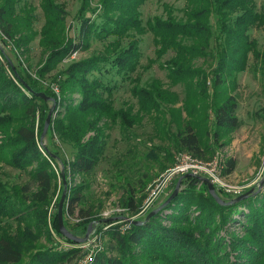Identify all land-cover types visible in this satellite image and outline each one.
<instances>
[{
	"label": "trees",
	"instance_id": "trees-1",
	"mask_svg": "<svg viewBox=\"0 0 264 264\" xmlns=\"http://www.w3.org/2000/svg\"><path fill=\"white\" fill-rule=\"evenodd\" d=\"M89 1L91 0H82L78 12V38L63 39L57 47H51L46 59L54 63L74 51L86 49L92 35L100 40L109 36L117 37L108 44L113 47L112 52L106 48L104 53L72 62L64 70V77L58 84L63 95L64 111L54 120L53 129L63 141L75 146L74 157L68 162L70 168L87 175L94 171L104 149V129L99 121L104 117L118 116L126 127L133 122L127 111L114 109L111 102L103 96L104 92H111V87L94 76V72L100 73L102 68L105 70L106 67L102 64L106 63H110L117 73L134 69L139 55L138 42L133 40L120 48L119 37L130 28H140L139 7L145 0H98L96 9L89 5ZM14 2L15 0H0V28L12 43L19 46L23 38H14L10 22ZM46 2L53 11L58 9L62 12L52 1ZM99 7L101 12L96 13ZM84 9L96 13V18L86 16ZM210 15L214 17L213 25L206 20ZM186 17L183 21L172 16L165 19L154 17L150 29L156 35L158 52L171 49L175 53L167 61L173 80L187 81V78L202 74L198 81L203 92L208 91L210 84L213 92L212 102L209 104L212 141L213 146L222 147L225 142L219 141L221 132L235 130L241 124L236 114L237 99L229 90L234 86L237 74L246 68L249 53L255 58L262 55L257 48V41L249 37L248 31L255 24L264 28V14L257 10L254 0H197ZM57 20L61 22L62 18L57 17ZM205 49L213 50L215 55V66L210 72L209 80L204 70L191 64L192 59L206 54ZM0 55L3 59L0 60V131L5 135L6 147L13 146V165L23 168L36 161L32 173L38 189L33 194L32 205H35L34 212H38L47 228L46 208L54 176L50 163L58 157L55 151L43 143L42 128L35 131L33 123L17 122L9 132L8 127L12 122L18 121V116L5 112L29 110L26 109L25 102L30 101L31 96H37V92L55 94L54 91L39 86L41 72L47 67L39 70L36 77L23 75L3 52ZM7 68L11 75L7 73ZM155 82L157 84L151 83L148 87L135 86L132 92L139 99H149V103L153 105L159 101L170 102L167 99L170 94ZM192 92L196 91L192 89ZM222 92L225 95L221 99H214L215 96L220 97ZM72 93L80 95L76 103L70 97ZM54 98L57 100L56 96ZM171 113V120L175 122V145L198 158H204L212 146H202L191 120H177L174 112ZM40 149L44 151L43 154ZM235 163L234 158H227L223 174L231 173ZM63 164L66 167L64 162ZM181 186L170 202L143 223L130 222L124 232L118 226L107 230L108 243L95 253L89 264H264V190L229 204L227 202L233 197L225 196L214 185L225 201L221 204L210 194L207 184L195 175L185 176ZM72 191L68 197L70 203L66 207V211L70 213H74L75 204L80 200V193ZM125 204L131 211L137 209L132 193L128 195ZM16 207L17 202L12 200L0 180V220L7 217L19 222L25 221L27 210ZM77 213L79 217L85 215L81 209ZM94 221L92 218L81 220L73 226L72 233L84 236L89 223ZM49 222L51 228L62 236L57 214L50 216ZM64 238L75 246L65 249H37L23 261L24 254L14 245L12 237L1 234L0 264H70L82 254V249L76 246L77 242Z\"/></svg>",
	"mask_w": 264,
	"mask_h": 264
},
{
	"label": "rangeland",
	"instance_id": "rangeland-1",
	"mask_svg": "<svg viewBox=\"0 0 264 264\" xmlns=\"http://www.w3.org/2000/svg\"><path fill=\"white\" fill-rule=\"evenodd\" d=\"M50 1L62 12L58 9V12L53 11L46 0H15L14 11L10 17L12 33L15 35L14 38L23 39L19 46L15 45L0 28V54L3 52L23 75L30 74L36 77L39 70L44 66L47 67L41 72L39 86L54 91V86L58 87L64 77V70L72 62L104 53L106 48L112 52L113 47L108 44L117 37L109 36L100 40L92 35L86 49L70 53L60 61L48 62L47 55L53 47L58 46L60 41L69 37L78 38L80 20L77 16L82 5V0ZM196 1L145 0L139 7L140 28H130L119 37L120 48L127 46L133 40L138 42L139 55L134 69L117 73L110 63H106L102 64L106 67L105 70L102 68L100 73L94 72V76H98L111 87V92H104L103 96L111 102L114 109L121 108L127 111L132 116L133 122L126 127L118 116L104 117L99 121L104 129L105 144L98 164L91 174H83L70 168L68 162L74 157L75 146L63 141L53 129L54 120L64 111L63 95L59 87L58 92H53L55 95H48L52 98L56 96L57 100L55 98L46 100L38 95L31 96L30 101H24L27 104L26 109L29 110L5 112L10 115L12 113L14 117L18 116V121L12 122L8 127L9 132L17 122L33 123L37 131L39 128L43 129L47 114L50 108L54 107L47 131L42 137L43 143L55 151L58 157L56 161L50 163L54 176L49 204L46 208L47 228L43 225L38 212H34L35 205H32L33 194L38 189L32 173L36 161L26 164L23 168L13 165L11 163L13 146L6 147L5 135L0 131V180L12 200L17 202L16 208L27 210L26 220L23 222L2 217L0 235L12 237L14 245L24 254L23 261L37 249L50 247L65 249L75 246L62 234V236L57 234L49 222V217L57 214L64 188L66 193L62 216L66 228L72 232L73 226L81 220L87 218L95 220L92 222L88 238L76 245L81 247L82 254L74 258L70 264H80L81 259L88 254H92L93 258L95 253L108 243L109 238L106 233L112 227L118 226L119 230L124 232L127 223L124 218L143 219L149 211L165 201L178 177L184 174L175 178L166 192L159 195L146 210L142 211L144 201L151 189L158 183H163L166 170L173 167L187 152L175 145L173 136L175 122L171 120V111L174 112L177 120L179 118L191 120L202 146L206 147L207 144L212 146L207 150L204 161L221 157L224 164L227 158L235 159L234 170L229 174H222L223 180L229 186L240 188L239 194L248 190H256V192L264 190V183L260 185L262 180L264 182V28L258 24L249 28V37L257 41V48L262 55L255 58L251 52L249 53L246 68L237 74L234 86L229 90L237 99L236 114L241 124L235 130L221 132L219 141L225 142L224 146H213L210 127L211 108H209L213 92L210 84L207 87L208 91L203 92L198 81L202 74L191 79L187 78V81L173 80L169 74L167 61L175 53L171 49L158 52L156 35L150 29L154 17L165 19L172 16L185 20ZM254 1L257 10L264 14V0ZM89 5L96 9L98 0L89 1ZM84 10L86 16L92 18H96V13L101 12L100 7L94 14L88 9ZM57 17L62 18V21L58 22ZM206 18L213 25V15ZM205 51V55L192 59L191 64L204 70L209 80L210 72L215 66V55L213 50L205 49ZM0 60L3 61L1 55ZM7 73L11 75L8 68ZM155 81L159 83L161 89H165L168 95L170 94L167 97L170 102L159 101L153 105L149 103V99H139L133 94V87H148L151 83L157 84ZM192 89L196 92H192ZM224 93L222 92L220 97L215 96L214 99H221ZM70 97L74 98L76 103L80 95L72 93ZM40 151L44 153L42 149ZM217 187L225 196L239 195L227 191L224 187ZM72 189L80 193V200L75 204L74 213L66 211L70 203L68 197L73 193ZM130 193L135 197L137 206L135 211H131L125 204ZM79 209L85 212L83 217L78 216Z\"/></svg>",
	"mask_w": 264,
	"mask_h": 264
},
{
	"label": "built area",
	"instance_id": "built-area-1",
	"mask_svg": "<svg viewBox=\"0 0 264 264\" xmlns=\"http://www.w3.org/2000/svg\"><path fill=\"white\" fill-rule=\"evenodd\" d=\"M54 91L58 92L57 86H54ZM215 159L204 161L203 158H198L188 151L185 152L173 167L166 170L165 176L162 179L163 183H158L153 189H151L150 193L144 201L142 211L146 210L159 195L165 193L174 179L182 174L189 173L195 176L207 177L215 186H221L231 193L239 194L241 192L240 188L229 186L223 180L222 174L224 164L222 163L221 157L220 159ZM129 219L130 218L123 219L127 222L125 228L129 226ZM92 259V254L85 255L84 258L81 259L80 264H89Z\"/></svg>",
	"mask_w": 264,
	"mask_h": 264
},
{
	"label": "water",
	"instance_id": "water-1",
	"mask_svg": "<svg viewBox=\"0 0 264 264\" xmlns=\"http://www.w3.org/2000/svg\"><path fill=\"white\" fill-rule=\"evenodd\" d=\"M37 95L46 99V100H53L54 98L46 95L45 93L43 92H37ZM53 106L50 108L48 114H47V117L45 119V122H44V125H43V129H42V132H41V138L45 135L46 131H47V128H48V125H49V122H50V117H51V113H52V110H53ZM187 175H191V174H184L180 177H178V179L176 180V184L172 190V192L170 193V195L165 199L164 202H162L157 208L151 210L148 212V214L146 215V217L144 219H141V220H138V219H129V221L133 224H138V223H143L145 220H147L152 214L156 213L157 211H159L161 208H163L168 202H170L175 196L176 194L179 192L180 190V186H181V181L182 179L187 176ZM198 178H200V180L204 181L206 184H207V187H208V190L210 192V194L216 199L217 202L223 204L225 203V201L220 197V195L218 194V192L216 191L215 187H214V184L207 178V177H204V176H197ZM263 180L260 182V185L262 186L263 184ZM66 186V184H65ZM256 192V190L252 191V190H248V191H245L243 192L242 194H239L238 196H235L233 197L231 200H229L227 203L229 204H232V203H235V202H238L242 199H245L247 198L250 194H254ZM65 193H66V188H64V191L61 195V198L59 200V203H58V209H57V222H58V228L60 230V233L66 237V238H69L77 243H81V242H84L87 238H88V234L92 228V222L89 223L88 227H87V230L84 234V236L80 237V236H76L75 234H73L70 230H68L66 228V226L64 225V222H63V216H62V207H63V202H64V198H65ZM123 218V217H120V219Z\"/></svg>",
	"mask_w": 264,
	"mask_h": 264
}]
</instances>
